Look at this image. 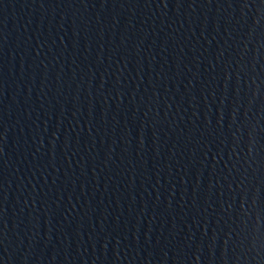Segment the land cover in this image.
<instances>
[{
  "label": "water",
  "instance_id": "1",
  "mask_svg": "<svg viewBox=\"0 0 264 264\" xmlns=\"http://www.w3.org/2000/svg\"><path fill=\"white\" fill-rule=\"evenodd\" d=\"M0 264H264V0H0Z\"/></svg>",
  "mask_w": 264,
  "mask_h": 264
}]
</instances>
